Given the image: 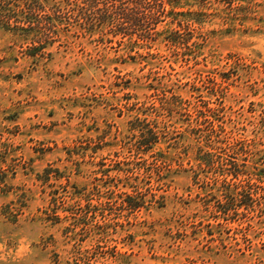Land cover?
Here are the masks:
<instances>
[{"label": "rangeland", "instance_id": "1", "mask_svg": "<svg viewBox=\"0 0 264 264\" xmlns=\"http://www.w3.org/2000/svg\"><path fill=\"white\" fill-rule=\"evenodd\" d=\"M83 1L0 0V264H264V0L137 42Z\"/></svg>", "mask_w": 264, "mask_h": 264}, {"label": "trees", "instance_id": "2", "mask_svg": "<svg viewBox=\"0 0 264 264\" xmlns=\"http://www.w3.org/2000/svg\"><path fill=\"white\" fill-rule=\"evenodd\" d=\"M29 2H39V0H28ZM108 12L112 9L110 13H106L98 17L95 21L92 19H84V24H81L82 29H92V26H95L97 23L101 24L102 27L108 26L112 27L114 32L113 35L116 37H121V39L126 38L130 42H137L139 39L144 41H156L161 35L160 30H158V25L166 22L167 18L173 16L171 23L178 22L180 26H183V23L186 22L188 25L189 21L200 23L197 17H191L200 12L193 11L191 9L184 10L181 0H104ZM223 1V0H221ZM83 2L89 3L91 7L95 8L96 5L100 2L99 0H84ZM225 2V1H224ZM227 7L230 9H241L243 4L240 3V0H229ZM183 8V9H180ZM115 9V11H113ZM19 10V9H18ZM45 12V9H34L30 6L23 8L19 11H14L13 17L9 18L6 21V26L10 30L15 32L21 31L22 35L28 39L29 36H39L40 31L52 30L54 26L62 28L59 26L56 15H46L41 14ZM1 14V13H0ZM49 16V17H48ZM181 16V17H180ZM182 16L184 18H182ZM13 18V22H12ZM45 18L50 21H43ZM2 15H0V23H2ZM62 24V23H61ZM129 26L141 27L146 29L144 33H134L129 31ZM169 31V29H166ZM56 32V31H54ZM163 33V32H162ZM33 45L28 48V52L31 56H36L38 52L46 47L45 45H34L36 40L32 39ZM169 40L172 45H179L184 38L179 40ZM124 41H120L122 43ZM130 198V199H129ZM133 197L129 195L128 202L130 208L137 209L141 206L140 203H132Z\"/></svg>", "mask_w": 264, "mask_h": 264}]
</instances>
